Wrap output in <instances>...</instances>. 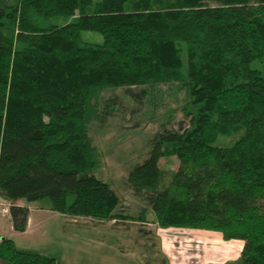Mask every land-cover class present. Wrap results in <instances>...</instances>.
Wrapping results in <instances>:
<instances>
[{"label": "trees", "instance_id": "obj_1", "mask_svg": "<svg viewBox=\"0 0 264 264\" xmlns=\"http://www.w3.org/2000/svg\"><path fill=\"white\" fill-rule=\"evenodd\" d=\"M255 62L264 64V0H0V195L14 230L30 217L20 200L101 221L143 220L151 208L162 228L220 232L244 241L237 264H264V68ZM162 85L186 92L184 120L157 132L130 170L146 207L129 216L94 174L90 126L115 109L105 93L142 104ZM170 156L176 171L161 167ZM0 264L60 263L3 238Z\"/></svg>", "mask_w": 264, "mask_h": 264}, {"label": "rangeland", "instance_id": "obj_2", "mask_svg": "<svg viewBox=\"0 0 264 264\" xmlns=\"http://www.w3.org/2000/svg\"><path fill=\"white\" fill-rule=\"evenodd\" d=\"M84 38L89 42L102 41V37L96 33H85ZM263 65L259 62L254 63V67L261 70L264 68ZM115 96L118 99L117 103H114V111L100 123H94L90 126V136L93 145L97 149L96 158L99 161L94 174L97 178L109 184L117 194L120 200L117 210L120 213L138 216L146 205L132 194L128 186V174L132 168L142 164L147 159L151 141L157 132L165 128H178V122L184 120L182 107L187 96L185 91L178 90L177 87L162 85L148 88V93L142 104H140L137 97H128L123 90H117L114 93L107 92L103 95V99L112 102V99L115 100ZM234 139L233 137H223L219 143L230 146L234 143ZM178 166L179 162L175 157H165L161 160V167L166 171H176ZM48 203V201H40L31 203L28 206L31 210L36 211L43 208L47 209ZM18 204L27 205L28 203L20 200ZM9 209L10 202L0 195V238L2 236L4 238L12 237L18 240L20 247H28L26 245L29 244L26 241L24 244L21 242L24 237L21 239V236L15 234V232L12 235ZM146 210L147 218H155L151 208ZM71 227L73 228V226ZM71 227L69 224L66 226V231L60 239L61 243L56 242L55 244L54 240H47L44 247L39 249H43L41 251L47 256L61 258L62 263H67L69 252L68 250L63 251L62 246L65 244L64 239H68L69 242L71 240V237L68 236V230ZM57 233L58 230H56ZM79 239L82 241V238ZM128 249L130 247L127 242L119 244L115 248L118 255L123 258V261L119 264H137L131 255L133 252L128 251ZM82 259L80 263L86 264V257L82 256ZM110 264H118V262Z\"/></svg>", "mask_w": 264, "mask_h": 264}, {"label": "crops", "instance_id": "obj_3", "mask_svg": "<svg viewBox=\"0 0 264 264\" xmlns=\"http://www.w3.org/2000/svg\"><path fill=\"white\" fill-rule=\"evenodd\" d=\"M68 224L73 226L68 230L71 240L64 239L62 250H68L69 257L67 263L54 257L60 264H81L82 256L86 257V264H119L123 258L115 248L126 242L137 264H237L245 245L242 240H226L220 232L162 228L155 218L101 221L90 217L66 216L44 208L36 211L30 209L26 231L17 232L12 224V235L15 232L21 239L24 237L21 242L24 244L26 241L28 247L22 248L17 239H11L21 249L46 255L39 248L44 247L47 240L61 243ZM3 238H0V242Z\"/></svg>", "mask_w": 264, "mask_h": 264}]
</instances>
